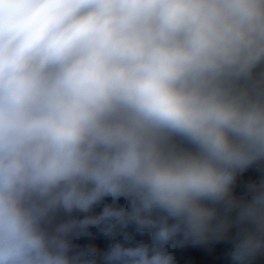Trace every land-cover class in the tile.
Listing matches in <instances>:
<instances>
[{
	"label": "clouds",
	"instance_id": "1",
	"mask_svg": "<svg viewBox=\"0 0 264 264\" xmlns=\"http://www.w3.org/2000/svg\"><path fill=\"white\" fill-rule=\"evenodd\" d=\"M262 63L264 0H0V264H95L67 236L108 220L154 244H116L107 264H173L178 233L222 239L233 223L254 226L230 252L247 264L264 250V185L247 203L231 188L264 159ZM109 196L131 211L44 227Z\"/></svg>",
	"mask_w": 264,
	"mask_h": 264
},
{
	"label": "crops",
	"instance_id": "2",
	"mask_svg": "<svg viewBox=\"0 0 264 264\" xmlns=\"http://www.w3.org/2000/svg\"><path fill=\"white\" fill-rule=\"evenodd\" d=\"M264 75V63L254 70V78ZM177 150L195 151V147L180 137H174L172 141ZM105 207L114 209H124L131 211V201L125 198L124 201H117L112 197H104L88 212L74 210L67 213L60 209L56 211L50 221L44 225L49 231H54L56 226L71 221H82L88 217H98ZM220 214L224 215V210L217 206ZM238 209L228 213L229 219L235 221ZM163 214L153 212L152 218L159 221ZM173 221L169 220V223ZM253 225L233 223L227 235L222 239L209 237L206 241L197 242L193 237H186L183 232L178 233L172 240L164 245V250L173 257V264H234L231 260L230 252L235 246L238 235L244 230L252 231ZM154 229L140 228L134 220H129L126 224L115 220L102 221L100 224L87 225L84 228L76 227L68 234L67 239L70 244V255L84 253V259L94 260L95 264H107L104 260L105 254L116 244L123 247H136L145 244L146 238L153 239ZM151 244H146L152 247ZM94 250V252L92 251ZM247 264H264V250L252 257Z\"/></svg>",
	"mask_w": 264,
	"mask_h": 264
},
{
	"label": "trees",
	"instance_id": "3",
	"mask_svg": "<svg viewBox=\"0 0 264 264\" xmlns=\"http://www.w3.org/2000/svg\"><path fill=\"white\" fill-rule=\"evenodd\" d=\"M261 185H264V159L252 163L243 171H237L231 193L238 202L247 203L254 195L253 186ZM124 200L125 198L120 201ZM219 207L223 209L222 205Z\"/></svg>",
	"mask_w": 264,
	"mask_h": 264
},
{
	"label": "built area",
	"instance_id": "4",
	"mask_svg": "<svg viewBox=\"0 0 264 264\" xmlns=\"http://www.w3.org/2000/svg\"><path fill=\"white\" fill-rule=\"evenodd\" d=\"M124 199V197H121V198H119V199H115V200H123ZM153 241V239H151V238H146L145 240H144V243L145 244H151V242Z\"/></svg>",
	"mask_w": 264,
	"mask_h": 264
}]
</instances>
